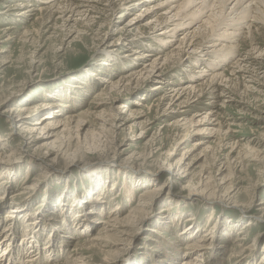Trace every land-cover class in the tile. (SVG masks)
Segmentation results:
<instances>
[{"label":"rangeland","instance_id":"rangeland-1","mask_svg":"<svg viewBox=\"0 0 264 264\" xmlns=\"http://www.w3.org/2000/svg\"><path fill=\"white\" fill-rule=\"evenodd\" d=\"M27 1L30 5L23 7ZM124 1H90L95 6H82L87 12L80 16L36 9L21 14L45 3L0 0V234L5 224L11 225L12 244L19 246L23 224L33 218L40 228L34 238L42 254L37 264H264V19H259L264 0H255L259 10L249 8L246 14L212 0L215 16L203 28L210 33L204 50L211 53L201 52V46L190 57L174 40L202 23L212 6L201 21L193 17L183 33L165 35L175 42L169 47L154 38L163 37L164 28L154 31L143 21L128 27L144 1ZM120 35L142 52L166 55L159 65L166 75L163 89H154L155 79L136 74L144 62L134 58L131 44L120 40L110 46ZM196 39L200 46L202 38ZM210 61L218 65H207ZM128 74L131 82L113 88L100 79L120 81ZM188 81L197 87L182 89ZM134 100L144 115L111 128L113 115L128 116L126 106L137 108ZM38 101L51 103L60 120L68 115L83 120L79 132L73 121L74 128L58 136L28 131L49 108L23 125L13 110ZM206 111L212 124L191 122ZM98 164L95 172L89 170ZM169 202V211L162 212ZM115 204L119 217L127 218L126 226L118 228L115 238L94 242L92 237L103 229L97 220ZM11 206L22 211L9 212ZM8 214L15 216L12 223L5 219ZM83 214L88 226L72 223ZM190 240L202 245V257L196 259L197 251L187 249ZM46 241L51 251H46ZM22 251L20 247L12 264H24ZM74 256L83 263L73 262Z\"/></svg>","mask_w":264,"mask_h":264},{"label":"bare ground","instance_id":"bare-ground-1","mask_svg":"<svg viewBox=\"0 0 264 264\" xmlns=\"http://www.w3.org/2000/svg\"><path fill=\"white\" fill-rule=\"evenodd\" d=\"M88 1V0H86ZM90 1H93V2H96L97 4L100 3V0H90ZM89 1V2H90ZM130 1V0H128ZM140 1H144V4L141 6V9L143 10L141 13H139L137 16H135V18L131 19L130 22H128L127 25H129L128 27H131L133 25H136L137 23L140 24L142 21L144 23L145 26L148 25V27L151 29V30H154L156 31V28H164V30L159 33V34H163L164 36L161 37V38H157V36H153L154 38H156L159 43H163V45H173L175 42H177V45L175 47H179L181 44L182 47L187 48V56H191L193 54H197V50L198 48H200L201 46L205 45V42H208L209 41V37H210V33H209V30L206 31L207 28H204V26H206V23L208 22V19L210 18V16H213V6H214V1L212 2V0H197L199 2H195L196 0H155L157 2H152L151 0H135L133 3H138ZM218 1V3H221L223 6V8L225 10L227 9H230V10H237V9H240V13L241 11H246L244 12L245 14L247 13V9L249 8H252L253 11L254 9L255 10H259V3L255 0H216ZM254 1V2H253ZM84 2V0H83ZM82 0L81 2H77L75 0H43V3H45L44 5H37L38 7L36 8H28L26 9V11L22 12L21 14H25V12H28V11H32L34 9L38 10L39 12H50V13H54V12H59V13H66L67 11L69 13H71L72 15H74V13L78 14V15H85L87 10H84L82 8V6H89V7H94L95 5H92L90 4L89 2L87 4L83 3ZM30 1H27L26 3H23L22 6L25 7L28 5H30ZM33 3V2H32ZM109 3V2H108ZM127 3V0L124 1V5ZM197 4H199L197 6ZM216 4V3H215ZM15 5H21V3H16ZM34 5V4H33ZM110 4H106V6H109ZM217 5V4H216ZM197 6V7H196ZM212 6V9L210 10V15L208 14V16L206 17V19H204L202 21V23H199L197 26H195L192 30H186V33L182 34L180 37L181 38H178L177 40H174L175 42L172 43V38L171 40L166 38L165 35L167 34H170L168 37H176L178 35V31H182V33L184 32L185 29H188V27L190 26V24L193 22L192 18L193 17H196L198 16V18H200L199 21H201V17H203L204 15V12L205 10ZM21 7V6H20ZM196 7V8H195ZM217 7V6H215ZM86 9V7H85ZM90 10V9H88ZM163 10V11H161ZM251 10V9H250ZM264 10V9H263ZM159 11H161V14L159 13ZM90 12V11H89ZM209 12V11H208ZM218 12V10H217ZM224 13V12H222ZM230 13V12H229ZM264 13V12H263ZM18 14V13H17ZM58 14V13H57ZM216 14V13H215ZM260 14V13H259ZM27 15V14H26ZM38 15V14H37ZM52 15V14H51ZM88 15V14H87ZM151 15L149 18L146 19L147 16ZM219 15V14H218ZM43 16V15H42ZM45 16V15H44ZM215 16V15H214ZM90 17V16H89ZM253 17L255 19H258V16L255 14L253 15ZM189 18L190 20L188 21V23L186 22L185 19ZM217 18V17H216ZM230 18V17H229ZM253 18V19H254ZM264 17L262 16H259V19H261ZM67 19H69L67 17ZM145 19V20H144ZM218 19V18H217ZM92 20V19H91ZM212 21V19H211ZM258 21V20H256ZM195 23V22H194ZM220 23V22H219ZM230 25V24H229ZM120 26V25H119ZM126 26V25H124ZM172 26V27H170ZM122 26H120L121 28ZM170 27V28H169ZM236 27V26H235ZM123 28V27H122ZM134 28V27H133ZM147 28V27H146ZM148 28V29H149ZM169 28V29H168ZM127 29V28H125ZM168 29V30H167ZM124 30V29H123ZM127 31V30H126ZM130 31V30H129ZM123 32V31H122ZM222 32V31H221ZM219 33V32H218ZM226 34V33H225ZM234 34V33H232ZM223 35V33L221 34V36ZM215 36V35H214ZM220 36V35H219ZM151 37V35H150ZM212 37V36H211ZM224 37V36H223ZM227 37V36H226ZM121 38V35L114 41L116 42H111L110 43V46L114 45V44H117L119 43L120 40L121 43H128V46L131 44L132 45V51L133 52L132 54H135L134 58H136L137 60H140V62H144L143 66L138 69L137 71V75L139 76H144L143 79L149 81L150 79H155L157 85L154 86V89H163V84L166 82L164 80H166V75L165 73L162 71V69L160 68L161 66L160 63H162L164 60H165V57L166 55H163L162 57L160 55H158L156 53V57H154V53L152 52V50H146V51H141V49H138V47H135L134 43L135 41H132L131 39H127V38H123V39H120ZM196 38H202L200 39L201 42H200V46H197L198 43H195L194 39ZM183 40V41H182ZM197 40V39H196ZM199 40V41H200ZM125 45V44H124ZM213 45V44H212ZM215 45V44H214ZM213 45V46H214ZM235 46V45H234ZM234 46H230L228 48L229 50L232 49V47ZM170 47V46H169ZM172 47V46H171ZM210 47V46H209ZM212 47V46H211ZM215 47V46H214ZM224 47V46H223ZM130 48V47H129ZM137 48V49H136ZM201 49V52H204L205 54H208V53H211V51H208V50H204V49H207L205 46H203ZM225 49V48H224ZM227 49V50H228ZM235 49V48H234ZM216 50V49H215ZM213 50V51H215ZM228 50V51H229ZM171 52H174V49H170ZM220 51V50H219ZM227 53H230L228 52ZM232 51V50H231ZM170 52V54H171ZM216 52V51H215ZM225 52V51H224ZM220 51L221 54H223V56H226L225 53ZM218 53V50L217 52ZM215 53V54H216ZM169 54V52H168ZM167 54V57L169 56ZM202 54V53H201ZM220 54V55H221ZM128 55V54H127ZM130 55V54H129ZM158 55V56H157ZM189 56V57H190ZM233 56V55H232ZM148 57H152L153 59L149 61V63H146V59H148ZM225 58V57H224ZM203 59V58H202ZM180 60V59H179ZM239 59L235 62L236 64L238 63ZM146 63V64H145ZM241 63V62H240ZM239 63V64H240ZM238 64V65H239ZM207 65H213V66H217L218 65V62L217 61H210V63H207ZM237 66V65H236ZM239 67V66H238ZM204 71V70H203ZM133 74V73H132ZM131 76V74H128L125 78L126 79H121L120 81H112L110 80V77L109 79L106 78V77H102L100 78L101 80L104 79V81L106 83H111V85L108 86L109 87H112V86H115L116 84H119L121 81H128V82H131V80L129 79ZM135 76V75H134ZM209 76V75H208ZM214 75H212L213 77ZM138 77V76H137ZM190 78H192L190 76ZM191 80V79H190ZM169 81V80H168ZM127 82V83H128ZM193 81H188L186 84H185V87H183L182 89H187V90H194V88L197 87V84L196 85H193L192 84ZM122 83V82H121ZM138 81L136 80L135 81V84H137ZM163 83V84H162ZM124 84V83H123ZM134 85V84H133ZM165 85V84H164ZM126 87V86H125ZM113 88V87H112ZM165 88V87H164ZM167 89H169L168 87H166ZM165 88V89H166ZM214 88V87H213ZM105 91H106V88H104ZM111 89V88H110ZM109 89V90H110ZM115 89V88H114ZM179 89V88H178ZM108 90V91H109ZM173 90V89H172ZM186 90V91H187ZM160 91V90H159ZM176 92V91H174ZM173 92V93H174ZM171 93V92H170ZM95 94V93H94ZM109 94V93H108ZM96 95V94H95ZM100 95H102V93H97V96L96 97H99ZM173 96V95H172ZM172 96H171V100L172 99ZM175 96H178L179 95H175ZM118 97V96H117ZM164 97H166V95H161L160 98L161 99H164ZM100 98V97H99ZM143 98V97H142ZM141 99V98H140ZM180 100V99H179ZM158 101V100H157ZM160 101V99H159ZM158 101V102H159ZM176 101V100H175ZM138 102L140 101H137V100H134L132 103L134 105H137V108L136 107H131V106H126V109L125 111H123V113L125 114H128V116H122L121 112H118L117 114L119 116H117V114L113 115L112 116V120H109V124L112 128V126L115 128L116 127V122H121L120 125H124L126 122L130 121V120H135L137 117L139 116H142L143 114V110L140 108L141 106H138ZM158 102H157V105H158ZM160 103V102H159ZM185 103V102H184ZM51 103L49 102H46V103H43L41 101H38L35 103V106L34 105H30L29 104V107L26 106H22L20 105L19 107H16L14 108L13 112L16 111V116L15 118L17 119V121H19V123L21 122L23 125L25 120L29 119L31 116H33L34 114L42 111L43 109H46V108H49L48 111L43 114L42 116H40L38 119H36L35 122H33V124L27 128L28 131L32 132V131H35V130H39V134L40 133H43V135L45 134L46 137H48L49 135H53V136H58V134H62V132L64 131H70V129L74 128L77 132H79V130L81 129L80 126L83 125V120H81L80 118L77 117V119H75L74 115H68L64 120H60L57 116V113L59 112H56L57 110L56 109H51V106L50 105ZM143 105V103H141ZM179 105L181 104L182 105V101L178 103ZM187 104V103H185ZM173 105V104H172ZM178 106V105H177ZM139 107V108H138ZM53 110V111H52ZM61 111V110H60ZM85 112V111H84ZM83 112V113H84ZM175 112V111H174ZM207 112V111H206ZM205 112V113H206ZM15 114V113H14ZM159 114V113H158ZM181 114V113H180ZM208 114H210V112L208 111L204 116L200 117L199 119H193V121H191L192 123H195V122H200V123H211L212 124V121L210 119V117H208ZM144 115V114H143ZM195 116V115H194ZM191 118V117H190ZM9 119L10 120H13L14 117L12 118V116L10 115L9 116ZM9 120V121H10ZM72 121L75 122V126L72 127ZM106 120H104L105 122ZM15 122V120H14ZM135 122V121H134ZM176 123V122H175ZM197 123V124H198ZM105 124V123H104ZM115 125V126H114ZM204 125V124H203ZM29 125H25V127H27ZM62 127V128H61ZM61 128V129H60ZM60 129V130H58ZM73 129V130H74ZM106 129V128H105ZM143 129V128H142ZM141 129V130H142ZM205 130H211L212 128H203ZM25 131V130H24ZM77 134V133H76ZM78 135V134H77ZM52 137V136H51ZM58 138V137H57ZM86 139V138H85ZM52 142V141H51ZM173 151V150H172ZM101 165L98 164L95 168H91L89 170H91L92 172H95L94 170H96L97 168L99 169ZM169 167L171 166V164L168 165ZM179 168V167H178ZM187 170V169H186ZM185 171V170H184ZM186 172V171H185ZM208 176V175H207ZM5 187V186H4ZM198 188V187H197ZM4 189V188H3ZM194 190V189H193ZM198 192L201 194V196L203 197L204 200H207L209 199L208 198V195L206 196V193H204L203 190L201 189H197ZM155 194V193H154ZM198 194V195H200ZM98 197H101V196H98ZM105 197H101V199H104ZM129 201L131 200V198L128 199ZM77 202H79V200L77 199L76 200ZM91 202V200H83V202ZM94 201V199L92 200ZM209 201V200H207ZM117 203V202H116ZM92 204V203H91ZM169 205L167 206L166 209H163L161 210L162 212H166V211H169V207H171V204L170 202L168 203ZM103 205V204H102ZM100 206V205H99ZM18 206H11V211L9 212H21L22 209H17ZM68 207V206H67ZM96 208L95 209H99L100 207L97 206V203H96ZM64 207L61 206V209H63ZM239 208H242L243 210V207L240 205ZM96 211V210H95ZM66 212V210H65ZM109 214H107V216L105 217H102L101 219L97 220L99 222V224H102V230H100V232H98L97 234H95L93 237H92V240H94V242H96L97 240L98 241H101V240H105L109 237H111L112 235L116 234L117 235V232H118V228L120 227H124L126 226V222L128 221L127 218L125 220V218H120L119 217V213H120V207L115 204L113 206V208L108 211ZM9 217V218H8ZM256 220V221H260L262 218L261 216H253ZM12 218H15L14 215H11V214H8L6 216V220L10 221V223H12ZM63 224L65 223L64 219H61L60 220ZM76 221V225H79V223L83 222L84 225H87L88 226V223L86 221H88V217L86 216V214H83V218L81 217L80 218H77V219H73L72 223H75ZM130 221V220H129ZM111 222H113L111 224ZM130 224V223H129ZM132 224V223H131ZM38 224L35 225V221L32 219H29L27 218L26 222L23 224V227H25V229L23 230L24 233H23V237L21 238V243L19 244V246H14V244H12V240H13V229H12V226L10 225L9 227L6 226L5 224V227L2 229V233L0 234V245H6L4 247V249L2 248V251H0V264H4V261H8L9 264H12V263H16V261L14 260V257L18 256L20 254V247L21 249H23V253L25 258L23 259V262L24 264H37L38 260H41V257H42V254L41 252H38V248L39 247H36L34 245V242H35V237H36V232L38 233V231L40 230V228L38 229L37 228ZM106 226H110V230H104V228ZM112 226V227H111ZM188 227H190V225H187ZM187 227V228H188ZM37 228V229H36ZM59 228V227H58ZM108 228V227H106ZM186 228V229H187ZM215 228V227H214ZM33 230V233L29 234L30 230ZM162 229V228H161ZM160 229V230H161ZM164 229V228H163ZM186 229H185V233H186ZM190 229V228H189ZM104 230V231H103ZM121 230V229H119ZM158 231V234L159 236L161 237L162 236V232L161 231ZM224 230V229H222ZM65 232H68L67 230H64ZM152 231H156V230H152ZM29 232V233H28ZM190 232V231H189ZM213 232V229L212 231ZM51 233V232H50ZM49 233V235H50ZM55 233V231H54ZM69 233V232H68ZM188 233V232H187ZM55 235V234H54ZM238 235V234H237ZM67 237H71V235L69 234ZM113 237L115 238V236H112V239ZM117 237V236H116ZM109 240V239H108ZM116 240V239H115ZM204 239L202 240H199V241H203ZM47 243H45L44 247L46 248V251L50 250L51 251V246L49 244V241H46ZM192 242V243H190ZM93 243V242H92ZM187 244V243H186ZM52 245V244H51ZM29 248L27 251H26V248ZM187 249H191V250H194V251H197L196 252V259H198V256L200 257L201 256V253H199V251H201V249H204L202 248V245L199 244V242H193V240H190L189 241V244L186 245ZM9 248V250L7 249ZM34 249V250H33ZM35 253H33L32 251H35ZM74 250H76V245H75V248ZM263 250V254H264V247L262 248ZM53 251V250H52ZM190 251V250H188ZM187 251V252H188ZM38 253L40 254V256H37ZM238 254V253H237ZM47 256H48V253H47ZM46 256V257H47ZM73 256V255H72ZM264 256V255H263ZM202 257V256H201ZM9 259H11V261H9ZM73 262L74 261H78L80 263H83V259L79 258V257H75L72 259ZM85 260V259H84ZM190 260V259H189ZM18 263V262H17ZM22 263V262H21ZM7 264V263H5ZM19 264V263H18ZM182 264H196V263H193L192 261H183Z\"/></svg>","mask_w":264,"mask_h":264}]
</instances>
